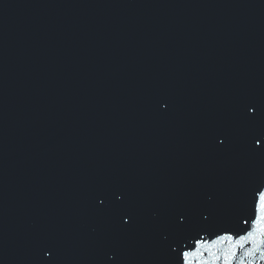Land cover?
<instances>
[{"label": "water", "instance_id": "obj_1", "mask_svg": "<svg viewBox=\"0 0 264 264\" xmlns=\"http://www.w3.org/2000/svg\"><path fill=\"white\" fill-rule=\"evenodd\" d=\"M259 191L264 0H0V264H264Z\"/></svg>", "mask_w": 264, "mask_h": 264}, {"label": "snow or ice", "instance_id": "obj_2", "mask_svg": "<svg viewBox=\"0 0 264 264\" xmlns=\"http://www.w3.org/2000/svg\"><path fill=\"white\" fill-rule=\"evenodd\" d=\"M252 111H255V109H252ZM255 143H256L257 145H259V144H261V140H260V139H257V140L255 141ZM258 201H259V208H260L261 210H264V191H259V192H258ZM181 219H184V217L182 216ZM243 223L248 224L249 221H248V220H244ZM252 223L255 224V220H253ZM261 230L264 231V228H262ZM242 239H243V237H242ZM203 242H204V241L201 240V239H197V240L195 241L196 244H200V243H203ZM182 256H183V258H184V264H188V259H187V258H188V256H189V251H187V250L183 251V252H182Z\"/></svg>", "mask_w": 264, "mask_h": 264}]
</instances>
